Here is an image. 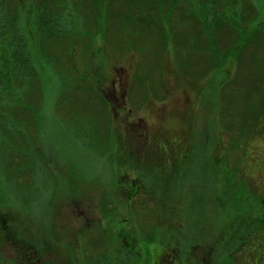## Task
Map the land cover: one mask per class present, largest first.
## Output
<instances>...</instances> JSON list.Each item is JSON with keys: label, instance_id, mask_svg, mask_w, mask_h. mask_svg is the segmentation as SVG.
<instances>
[{"label": "rangeland", "instance_id": "obj_1", "mask_svg": "<svg viewBox=\"0 0 264 264\" xmlns=\"http://www.w3.org/2000/svg\"><path fill=\"white\" fill-rule=\"evenodd\" d=\"M37 1L9 0L0 38L28 69L0 89L1 233L101 264H138L133 245L256 264L233 233L264 211V0Z\"/></svg>", "mask_w": 264, "mask_h": 264}, {"label": "trees", "instance_id": "obj_2", "mask_svg": "<svg viewBox=\"0 0 264 264\" xmlns=\"http://www.w3.org/2000/svg\"><path fill=\"white\" fill-rule=\"evenodd\" d=\"M43 1L44 0L37 1L36 6L40 8L44 3ZM232 1H235V0H227L226 2L230 3ZM8 2H9V0H0V6H1L0 10H2L0 12V17H1L0 20L2 21V24H0V38H1V35L10 36L9 35L10 34L9 33L10 28L12 25H13V27L15 25V22H13V20L16 19L17 13L20 10V7H18L19 10L17 9L15 11V13L10 14L11 10H10V6H8ZM7 14H9L10 16H5ZM9 47H10V44L8 42L5 43V48L1 49V47H0V83H2V85H3V86H1V84H0V89L2 90L1 94H4L6 92L4 99L9 98V97H7V94L9 92L10 85L16 81L18 74H20L22 76L23 73H26V71H28V69L25 68V66H23L21 64V62H16V58H17L16 48H13L12 50H10ZM2 51H4V52H2ZM1 53L4 54V59H1ZM20 77L18 79V82L23 84L24 79H20ZM12 97L15 98L14 96H12ZM3 108H7L6 103H4ZM3 112H5V111L3 110ZM3 122H5V121H3ZM243 209L245 212H249L251 210L253 211V209H259V207L243 206ZM260 214L262 215V219L258 223L259 225H257L258 228L256 226L252 227V226L247 225L246 227L249 228L247 231L238 230V231H235L233 233V234L237 233L238 234L237 239H242L243 241H245L246 238L251 239L252 237L258 238L259 240L262 241V246H263V248H262L263 255L262 256H263V258H258V261H256V264H264V211L261 212ZM239 218H242V217H239ZM239 218L237 217V219H239ZM3 219H6V218H3ZM7 225L9 227V230L12 231L11 234L16 233L15 232L16 230H14L9 223H7ZM1 232H4V231L0 227V233ZM242 243L245 244L246 242H242ZM23 244H25V246L23 248L26 249L27 243H23ZM225 254L228 255V249H227V251H225ZM216 264H218V263H216Z\"/></svg>", "mask_w": 264, "mask_h": 264}, {"label": "flooded vegetation", "instance_id": "obj_3", "mask_svg": "<svg viewBox=\"0 0 264 264\" xmlns=\"http://www.w3.org/2000/svg\"><path fill=\"white\" fill-rule=\"evenodd\" d=\"M128 182L129 183L125 185V188H127L128 191L138 187L134 180H128ZM107 212L109 213L105 216L112 217L111 208ZM122 240L124 241V243L127 241L125 238ZM1 242H6L8 247L10 248V251L6 252L7 255L5 256L3 255L4 252H2L0 249V258L1 260H4L6 264H101L93 258H91L90 260L86 259L83 261L82 254L79 253L77 250L73 251L67 249H59V254L56 253L50 254L49 256H45V250H38L35 247V240H26L17 233H1L0 248ZM23 243H27L26 249L23 248L25 246V244ZM133 246L134 247H131L130 251L132 253H135V256L129 258L133 259L135 263L138 264L146 263L147 260H149V257H147L146 253L142 252L141 250H138V247H136V245ZM150 264H153V262L151 261Z\"/></svg>", "mask_w": 264, "mask_h": 264}]
</instances>
